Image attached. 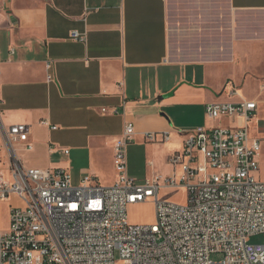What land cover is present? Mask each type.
Wrapping results in <instances>:
<instances>
[{
	"label": "crops",
	"instance_id": "crops-1",
	"mask_svg": "<svg viewBox=\"0 0 264 264\" xmlns=\"http://www.w3.org/2000/svg\"><path fill=\"white\" fill-rule=\"evenodd\" d=\"M242 99L257 102L249 127L263 123L250 137L261 145L256 178L264 182V0H0L1 170L11 155L4 131L24 124L32 150L13 151L26 168L63 169L74 184L89 175L111 186L113 147L131 123L128 176L134 157L156 159L157 150L164 165L149 164L158 173L135 176H167L185 132L241 125L209 120L205 104ZM147 133L169 139L147 143ZM0 203L7 204L6 232L20 202Z\"/></svg>",
	"mask_w": 264,
	"mask_h": 264
},
{
	"label": "built area",
	"instance_id": "built-area-1",
	"mask_svg": "<svg viewBox=\"0 0 264 264\" xmlns=\"http://www.w3.org/2000/svg\"><path fill=\"white\" fill-rule=\"evenodd\" d=\"M70 37L86 40L78 32ZM204 112L211 121L241 125L185 132L181 150L167 160L172 172L138 183L127 174L134 135L128 123L113 147L111 186L89 175L74 184L63 169L26 168L13 147L32 150L28 126H10L0 200L17 198L20 205L10 208L8 229L0 232V264H264V244L250 243L264 235V182L256 178L261 145L249 134L257 102L208 103ZM168 139V133L144 135L147 143ZM165 189L183 190L185 204L161 201ZM147 201L154 205V222L128 224V207Z\"/></svg>",
	"mask_w": 264,
	"mask_h": 264
},
{
	"label": "rangeland",
	"instance_id": "rangeland-1",
	"mask_svg": "<svg viewBox=\"0 0 264 264\" xmlns=\"http://www.w3.org/2000/svg\"><path fill=\"white\" fill-rule=\"evenodd\" d=\"M218 124L217 122L215 123ZM226 124V123H224ZM261 124H256L254 127L253 125L249 127L250 135L256 136L258 134L259 127L262 126ZM156 159H151L148 156L140 155L139 157H134L132 161L129 162V173L133 176H130L132 179L136 180L138 183H141L142 180L139 177H136V173H141L145 170H149L150 172H156V170L151 167L149 163L153 161L157 166L155 167H161L164 165L163 161V154L161 150H157L155 153ZM154 167V168H155ZM181 174V169H177V175L179 176ZM159 199L161 201H167L172 202L176 204H185L186 201V194L181 189H165L162 190L159 194ZM7 204L6 203H0V226L1 224L5 223L6 216H7ZM154 205L151 201H147L140 204H135L132 206H129L127 209V219L128 224L130 225H146L151 224L154 222ZM251 244L261 245L264 244V235H258L254 236L250 239ZM213 260H215V257H212Z\"/></svg>",
	"mask_w": 264,
	"mask_h": 264
}]
</instances>
